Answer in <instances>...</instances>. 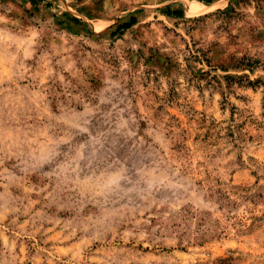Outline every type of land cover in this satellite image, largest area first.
Masks as SVG:
<instances>
[{
  "label": "rangeland",
  "instance_id": "374dc122",
  "mask_svg": "<svg viewBox=\"0 0 264 264\" xmlns=\"http://www.w3.org/2000/svg\"><path fill=\"white\" fill-rule=\"evenodd\" d=\"M0 264H264V0H0Z\"/></svg>",
  "mask_w": 264,
  "mask_h": 264
},
{
  "label": "trees",
  "instance_id": "16d2710c",
  "mask_svg": "<svg viewBox=\"0 0 264 264\" xmlns=\"http://www.w3.org/2000/svg\"><path fill=\"white\" fill-rule=\"evenodd\" d=\"M40 1H45V0H40ZM206 2H211V0H204ZM47 6H49L48 2H46ZM163 13L167 14V15H173L175 17H182L184 15V11L181 7H165V9L163 10ZM68 18L73 21L74 23H79L80 20L74 16H68ZM137 22V16L136 15H130V17L128 18V20L123 21L121 23H119L116 28L111 31L110 35L112 36H116V35H121L123 34V32L127 29H129L132 25H134Z\"/></svg>",
  "mask_w": 264,
  "mask_h": 264
}]
</instances>
